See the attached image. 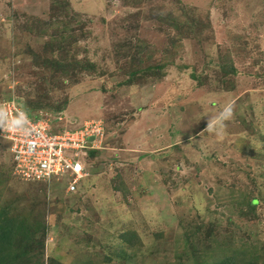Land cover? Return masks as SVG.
I'll return each instance as SVG.
<instances>
[{
	"label": "rangeland",
	"instance_id": "rangeland-1",
	"mask_svg": "<svg viewBox=\"0 0 264 264\" xmlns=\"http://www.w3.org/2000/svg\"><path fill=\"white\" fill-rule=\"evenodd\" d=\"M63 1L0 0V102L42 104L36 116L67 98L59 124L101 120L102 149L69 193L12 177L0 133V207L41 220L43 251L63 264H184L192 247L250 244L264 264V0ZM50 40L97 71L61 84L30 52L50 56ZM229 58L236 71L222 75ZM148 65L162 75L126 82ZM127 230L135 245L120 237Z\"/></svg>",
	"mask_w": 264,
	"mask_h": 264
},
{
	"label": "trees",
	"instance_id": "trees-1",
	"mask_svg": "<svg viewBox=\"0 0 264 264\" xmlns=\"http://www.w3.org/2000/svg\"><path fill=\"white\" fill-rule=\"evenodd\" d=\"M67 2V3H66ZM66 4V8L68 7V1H63ZM189 27L192 29L196 28V23L189 22L187 23ZM177 19L172 20V27H176L178 30L183 28ZM62 36V35H61ZM63 38V36H62ZM75 37L70 36V39ZM69 39V37L65 38ZM56 45L58 47L56 48ZM142 47V46H141ZM44 50L50 56L43 57L39 56L33 50L30 52L33 55L34 62L40 63L43 68H47L50 70L52 77L56 78V74H60L59 79L62 83L69 82L70 79H73L75 76L83 74V73H92L97 71V65L95 62L86 59V60H78L75 57L69 58L70 52L66 45L63 46V43L58 44L54 43L53 40H50L45 43ZM55 49H59L60 53H55ZM62 53V54H61ZM220 72L222 75H230L234 73L236 70L233 66L232 60L228 59V63L219 65ZM154 69H158L156 72L159 76H161V69H163L162 65L152 66L148 65L145 69L142 70H133L129 73V79L126 81L128 84H131L136 79H141L143 76H139L141 73L154 75ZM55 74V75H54ZM195 77V74H192ZM38 101L40 99H37ZM17 104L21 106V108L28 114L31 119H36L39 117V112L42 113L44 117L45 114H49L52 117V120L64 111L66 105L68 104V99L66 98L62 104L57 108L56 111L50 114L49 112H45L43 109L39 111L36 116L34 111L36 107H40L41 105H31V103H27L25 101L20 102L16 100ZM98 150H93L90 152V155L97 153ZM12 177L16 179H20L19 177L13 174V165L10 168ZM264 174V173H263ZM90 176V175H89ZM89 176L85 177L88 178ZM21 180V179H20ZM84 180V179H83ZM82 180V181H83ZM28 182H38V181H28ZM44 183V182H42ZM61 183V182H60ZM82 183V182H81ZM46 184V183H45ZM81 185V184H80ZM249 197L246 193H242L241 197L238 199V203H243ZM252 206H255L258 202L257 199L250 197L248 200ZM248 203V202H247ZM255 208H248L246 212H242V214L248 212H254ZM31 215V213H30ZM196 230L193 233V236L196 235L197 232L201 231V227H195ZM46 227L45 224L41 220H34L32 222L29 221L27 215L24 217L10 215V211L6 208L0 207V264H43L41 263V259H47V264H63L58 259L45 255L44 253V237H45ZM42 233V234H41ZM120 237L127 242L129 245H135L137 234L135 231L127 230L120 234ZM226 242V241H224ZM221 247V246H220ZM218 248V251L214 252L209 247L203 252H199L197 249L199 247H192V256L191 259L193 261H189L184 264H260V258L262 259V251L257 245L250 244L245 245V247L239 246L234 247L233 249L229 248L227 250H223L222 248ZM213 248V247H212ZM211 250V251H208ZM196 251L197 254H194ZM210 257V258H209ZM212 258V259H211ZM78 264H96L94 260L88 258L84 261H81Z\"/></svg>",
	"mask_w": 264,
	"mask_h": 264
},
{
	"label": "built area",
	"instance_id": "built-area-1",
	"mask_svg": "<svg viewBox=\"0 0 264 264\" xmlns=\"http://www.w3.org/2000/svg\"><path fill=\"white\" fill-rule=\"evenodd\" d=\"M0 112L3 118L0 133L11 142L13 174L24 181L61 182L67 192H77L82 180L90 174L89 151L102 147V121H88L78 128H56L63 114L52 120L51 115L46 113L43 117L39 113L38 118L31 119L15 97L1 100ZM21 112L27 122L17 125L18 130L10 129V121Z\"/></svg>",
	"mask_w": 264,
	"mask_h": 264
},
{
	"label": "clouds",
	"instance_id": "clouds-1",
	"mask_svg": "<svg viewBox=\"0 0 264 264\" xmlns=\"http://www.w3.org/2000/svg\"><path fill=\"white\" fill-rule=\"evenodd\" d=\"M228 112H229V110L226 108L225 110H224V112L223 113H221V117L220 118H224L227 114H228ZM40 113V112H39ZM60 114H63V112L62 113H60ZM91 121V120H90ZM27 122V118H26V116H25V114L23 113V112H21V113H19V116L17 117V118H13L11 121H10V123H9V125H8V127L10 128V129H12V130H18L17 129V125H22V124H24V123H26ZM60 122H58L57 124H55V127L56 128H63L62 126H61V124H59ZM86 123V122H85ZM85 123H83L82 125H84ZM103 123V122H102ZM82 125H80V126H78V127H81ZM78 127H71V128H78ZM103 127H104V123H103ZM68 128H70V127H68ZM104 136H105V128H104ZM102 146V145H101ZM100 149H102V147L101 148H99V149H93V150H100ZM93 150H90L89 151V158H90V152L91 151H93ZM88 158V159H89ZM12 165H13V163H12ZM87 169L89 170V162H87ZM90 175V174H89ZM85 179V178H84ZM24 181V180H23Z\"/></svg>",
	"mask_w": 264,
	"mask_h": 264
}]
</instances>
